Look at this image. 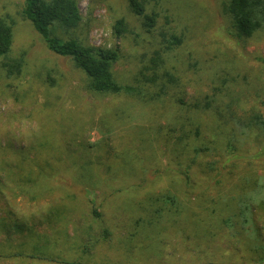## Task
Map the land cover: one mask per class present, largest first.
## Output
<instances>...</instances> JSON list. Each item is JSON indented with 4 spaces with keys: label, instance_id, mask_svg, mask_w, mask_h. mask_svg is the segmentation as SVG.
Here are the masks:
<instances>
[{
    "label": "rangeland",
    "instance_id": "1",
    "mask_svg": "<svg viewBox=\"0 0 264 264\" xmlns=\"http://www.w3.org/2000/svg\"><path fill=\"white\" fill-rule=\"evenodd\" d=\"M76 1L80 25L56 35L92 46L101 33L119 48L116 81L135 93L90 91L85 73L51 53L23 18L24 0H0V18L14 21L10 55L24 58L19 76L0 72V140L86 176L81 186L102 217L79 225H91L94 238L107 228L110 240L89 253L58 246L53 262L0 264H264V134L244 126L254 112L264 116V30L236 38L226 0H144L145 14L155 13L151 28L127 0ZM118 19L127 28L121 37ZM157 54L162 66H153ZM195 147L210 150L187 178ZM8 201L27 216L53 196Z\"/></svg>",
    "mask_w": 264,
    "mask_h": 264
},
{
    "label": "trees",
    "instance_id": "2",
    "mask_svg": "<svg viewBox=\"0 0 264 264\" xmlns=\"http://www.w3.org/2000/svg\"><path fill=\"white\" fill-rule=\"evenodd\" d=\"M127 2L135 15L143 17L145 27L154 25L155 13L145 14L144 0ZM222 12L230 19L231 32L238 39L250 38L255 32L264 30V0H226ZM21 14L31 23L51 53L71 58L74 66L85 73L90 91L101 94L135 93L133 88L123 86L115 79L113 66L119 58L118 47L96 48L76 37L62 39L56 35L57 31L68 34L80 25L82 18L76 0H24ZM13 27L14 21L9 16L0 18V72L7 78L19 76L24 66L22 55H10ZM113 30L117 37L123 36L127 31L125 21L116 20ZM172 38L174 46L181 41L176 36ZM153 64L162 66L161 54L155 56ZM193 108L198 109L199 106L195 104ZM210 108L209 100L204 104V109ZM250 117L249 123L244 126L257 127L264 134V116L254 112ZM209 150L210 147H195L193 158L186 161L185 170L182 168L180 172L183 171V175L188 178L187 171L193 168L197 157ZM226 150L229 153L227 145ZM57 164L63 166L67 161L58 160ZM57 164L51 160L24 157L20 148L0 140V259L53 262L58 259L53 253L58 246L65 247L67 253L71 248L89 253L99 243V239L100 242L110 240L111 232L107 228L101 229L100 236L95 238L91 225L81 228L79 222L86 220L87 216L91 221L100 220L102 214L99 210L103 206L90 196L88 189L81 186L86 176L71 177L65 171L57 170ZM212 167L211 163L207 166L211 171ZM215 171L222 170L217 168ZM9 195L13 200L23 197L36 203L53 196V201L25 216L11 205ZM169 200L171 212L173 209L177 211L172 205L173 199ZM58 252L62 253L63 249ZM65 263L60 260V264Z\"/></svg>",
    "mask_w": 264,
    "mask_h": 264
},
{
    "label": "built area",
    "instance_id": "3",
    "mask_svg": "<svg viewBox=\"0 0 264 264\" xmlns=\"http://www.w3.org/2000/svg\"><path fill=\"white\" fill-rule=\"evenodd\" d=\"M92 46L96 47V48H110L109 45H105L102 43V34L101 33L99 34L98 40L96 42H93Z\"/></svg>",
    "mask_w": 264,
    "mask_h": 264
}]
</instances>
